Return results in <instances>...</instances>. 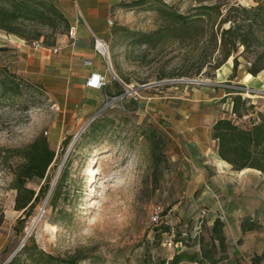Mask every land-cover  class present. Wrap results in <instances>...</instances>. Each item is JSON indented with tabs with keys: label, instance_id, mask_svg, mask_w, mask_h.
<instances>
[{
	"label": "rangeland",
	"instance_id": "rangeland-1",
	"mask_svg": "<svg viewBox=\"0 0 264 264\" xmlns=\"http://www.w3.org/2000/svg\"><path fill=\"white\" fill-rule=\"evenodd\" d=\"M131 1L115 0L104 19L106 33L98 35L107 42L110 58L106 60L99 53L92 56L93 68L106 70L112 81L107 89L83 87L79 75L68 82L67 75L56 76L54 69L30 75L24 72L25 62L20 59L28 54L0 47V69L7 68L25 85H32L24 87L16 104L0 107V147H25L40 134L49 139L56 159L46 179L28 182L37 192L46 181L54 189L63 168L67 172L55 208L47 198L41 200L19 232L15 227L22 212L15 210L13 175L0 158V217L4 216L0 264L31 236L53 255L68 257L81 251L88 256L82 264H142L149 255L153 256L151 264H160L159 257L171 258L181 244L176 246L175 236L165 234L162 245L148 248L158 226L152 223L158 206L163 211L159 225L166 222L194 236L201 231L207 235L215 214L227 219L232 215V226L227 229L229 259L220 264H256L257 256L264 264V224L246 237L235 229V222L249 207L248 184L253 188V182L264 183V178L258 181L263 176L225 172L221 178L217 168L204 164L209 156L187 142L205 133L218 118H235L233 98H222L224 92L215 85L214 66L223 55L214 52L209 16L202 22L204 34L199 42L190 36L181 41L170 31L174 25L158 10L157 1L130 6ZM163 1L192 17L197 14L193 7L218 3L222 11L218 21L234 8L231 22L241 25L237 34L251 44L250 49L240 46L230 57H238L242 78L247 77L244 71L251 67L249 63L254 64L264 54V0ZM258 5L262 7L257 9ZM218 21L214 29L221 32ZM161 29L162 37L154 36L148 43H138L139 36H134ZM80 41L87 42L75 47L77 52H84L78 59L77 73L88 69L83 60L96 51L91 33L90 38L81 35ZM4 77L5 73H0V81ZM252 77L244 96L254 105L253 113L234 119L243 127L253 124L257 111H264V71L258 78ZM124 87L129 95L114 100ZM2 90L0 84V95ZM67 138L71 142L66 148L63 142ZM212 144L208 143L210 148ZM94 167L99 170L97 179L92 173Z\"/></svg>",
	"mask_w": 264,
	"mask_h": 264
},
{
	"label": "trees",
	"instance_id": "trees-1",
	"mask_svg": "<svg viewBox=\"0 0 264 264\" xmlns=\"http://www.w3.org/2000/svg\"><path fill=\"white\" fill-rule=\"evenodd\" d=\"M152 0H133L130 6H144ZM158 4V10L162 15L171 20L174 27L170 29L178 40L184 41L189 36L191 39H199L203 35L202 22L205 16H209V21L213 25V31L210 35L211 43L214 45V52L220 51L222 59L214 66L216 70L222 67L234 52L239 50L240 46L250 49L251 44L248 39L237 34L240 26L238 23L231 22L229 9L225 18L218 21L222 14L221 5L200 4L195 6L197 14L195 17L189 14H183L180 11L173 10L163 0H155ZM262 6L258 5L257 9ZM216 15V18L214 16ZM220 22L221 32L214 28ZM231 22L228 28L224 25ZM71 27L70 20L62 10L61 6L55 1L50 0H0V30L8 34L16 35L29 42L43 38L47 45L57 43L59 33L68 32ZM197 30L194 34L192 31ZM164 30H158L154 33H134L138 37V43H148L154 36H161ZM220 35V36H219ZM188 36V37H187ZM195 36V37H194ZM220 41V43H219ZM3 50V49H0ZM239 67L238 57L234 58V68ZM264 71V54L259 55L254 64L249 67L248 72L253 76H258ZM0 73H5V77L0 81L2 93L0 95V107H10L16 104V97L24 92V81L15 73H11L7 68L0 69ZM235 76V75H234ZM233 76V77H234ZM119 82V81H115ZM110 81L105 89H107ZM121 84V83H120ZM32 86V85H31ZM123 86V85H122ZM227 89L231 92L233 98L234 119H242L249 116L254 110V105L249 104L250 100L244 96L245 85H233L226 83ZM125 92L123 88L119 95ZM234 119L229 117H220L212 127V137L218 141V154L221 159L232 166L235 171L245 169H255L264 172V111H257V117L249 127L239 125ZM70 139H65L64 147H68ZM159 145H156L158 149ZM0 158L4 164H7L13 175L12 188L17 191L15 199V210L22 212L17 221L16 229L21 232L25 229L29 218L34 214L37 205L41 200L47 198L55 208L56 200L60 196L61 185L66 178V168L61 171V176L56 187L53 189L51 183L46 181L40 188V192L28 186V182L34 178L46 179L47 173L56 159V151L52 149L49 139L40 134L32 143L25 147L7 148L0 147ZM14 159V161H13ZM16 160V161H15ZM163 214V213H162ZM163 216L155 229L154 240L150 245L158 247L164 243V235L175 236L173 243L179 248L174 252L171 258L159 257L160 264H220L229 259V240L225 231L226 222L224 218L217 216L212 224L210 231L199 233L194 236L193 233H184L179 227H174L169 223H162ZM4 216L0 217V224L3 223ZM260 228L256 221L246 218L242 222L243 232ZM187 237H184L185 235ZM26 257V260H23ZM88 258L81 251L68 257H62L48 253L42 249L36 239L31 236L28 242L17 251L15 256L7 264H82V261ZM261 256L255 257V263L261 264ZM153 256H145L142 264H151Z\"/></svg>",
	"mask_w": 264,
	"mask_h": 264
},
{
	"label": "crops",
	"instance_id": "crops-1",
	"mask_svg": "<svg viewBox=\"0 0 264 264\" xmlns=\"http://www.w3.org/2000/svg\"><path fill=\"white\" fill-rule=\"evenodd\" d=\"M50 1H58V4L61 6L62 10L66 14V16L70 20V24L73 25L79 21L78 25V39L76 43L74 44L73 41L68 36V32L58 35L57 37V43L55 46L59 45L61 46V50L59 52L54 51L55 46H46L44 44V47L41 49L36 50L32 45L31 42L22 39L16 35L8 34L4 31L0 30V47L8 46L9 48L16 49L17 53H26L28 56H26V59L24 57H20L21 60H23L25 63L24 72L30 74V75H43L46 71H56V76L59 75V77H62L63 74L67 75L68 82H70V79L72 76L79 75L83 78L84 84L83 87H87V81L90 75L93 72H99V73H106V70H103L101 68H93L87 67L88 69H82L80 73H77V66H78V59H80V56L84 55V52H77L75 50V47L77 44L82 43L85 44L87 41H80V36L83 37H89L90 33L95 35H101L106 33V24L104 22V19L107 17L108 12L111 10V7L113 6L115 0H77V5H75L70 0H50ZM73 5V6H72ZM79 15L82 17L84 22H81ZM87 25V27L85 26ZM98 52L95 51V53H90L85 56H90L84 58L83 61L86 59H92V56L97 55ZM57 57V58H55ZM93 60V59H92ZM94 62V60H93ZM242 65L239 66L237 70L234 68V59L229 58V60L217 70V76L215 78V85L219 87L221 91L224 92L222 95V98L225 96H228L229 99H231V92L227 89V86H225V83H232L233 85H249L247 82L251 80L248 77L242 78L243 75H240ZM244 73L248 76L249 72L248 69L244 71ZM235 75V76H234ZM261 75V73L258 76H253L252 78L256 79ZM231 76V77H230ZM234 76V77H233ZM227 80H229L227 82ZM250 86V85H249ZM89 88V87H88ZM91 90L98 91L99 89H93ZM66 91H69L67 88ZM216 120L213 122V124L207 128V131L205 133H200L199 135L193 136V139L189 140L187 139V142H189V146H198V148L205 153V155L209 156V159L204 161V164L208 166H212L213 168H217V175L221 177V175L225 172L230 174H246L245 172H256L254 174H261L263 177H258V181H261L262 178H264V172L255 170V169H245L243 171H235L232 169V166L220 158L218 154V141L213 139L212 137V127ZM212 142V147L208 145L209 142ZM211 157V158H210ZM213 159V161L211 160ZM210 168V167H209ZM241 176V175H240ZM222 178V177H221ZM255 178V177H254ZM256 179V178H255ZM247 187L249 189V197H247L249 207H246L245 216L244 217H251L252 221H256L260 228L262 224H264V183L261 182H253L251 185H253V188H250V183ZM210 188V186H207ZM219 216L218 214H215L212 219V224L214 219ZM244 217H241L237 222H235V229L243 237L248 236L252 231L243 232L242 230V222ZM226 226L225 231L227 233L228 227L232 226L233 217L232 215H229V218H225L223 216ZM229 243L230 237L228 236Z\"/></svg>",
	"mask_w": 264,
	"mask_h": 264
},
{
	"label": "built area",
	"instance_id": "built-area-1",
	"mask_svg": "<svg viewBox=\"0 0 264 264\" xmlns=\"http://www.w3.org/2000/svg\"><path fill=\"white\" fill-rule=\"evenodd\" d=\"M72 1L75 5H77V0H70ZM110 23L112 24L113 21H110ZM78 25H79V21L73 25H71L69 31H68V36L70 37V39L73 41V43L75 44L77 39H78ZM94 36V42H95V49L96 51L101 54L106 60H108V58H110V49H109V46L107 44V42L93 34ZM44 40L43 38L39 39V40H34L31 42V45L36 49H41L44 47ZM61 46L57 45L54 47V51L57 53L61 50ZM94 64L93 60L92 59H86L84 61V65L87 66V67H92ZM252 63H249V66H251ZM110 69V67H109ZM120 81V80H119ZM110 82V79H109V76H108V73H99V72H93L90 77L88 78V81H87V87L89 88H93V89H104L107 84ZM125 88V92L118 96V97H114L113 99L114 100H117L119 98H122L124 99L125 97H127L129 95V89H127L126 87ZM244 89H246L248 92L249 90L247 89L248 87H243ZM145 99H147L148 101H151L152 100V97H145ZM163 211H162V207L161 206H158L156 209H155V213L154 215L152 216V223H158L159 220L161 219V215H162Z\"/></svg>",
	"mask_w": 264,
	"mask_h": 264
},
{
	"label": "water",
	"instance_id": "water-1",
	"mask_svg": "<svg viewBox=\"0 0 264 264\" xmlns=\"http://www.w3.org/2000/svg\"><path fill=\"white\" fill-rule=\"evenodd\" d=\"M95 118V116L92 118V120ZM91 120V121H92ZM76 141H77V138L73 141V143H72V145H71V147H70V150L72 149V147L74 146V144L76 143ZM17 253V251L16 252H14L11 256H10V258L8 259V261L5 263V264H7L14 256H15V254Z\"/></svg>",
	"mask_w": 264,
	"mask_h": 264
},
{
	"label": "bare ground",
	"instance_id": "bare-ground-1",
	"mask_svg": "<svg viewBox=\"0 0 264 264\" xmlns=\"http://www.w3.org/2000/svg\"><path fill=\"white\" fill-rule=\"evenodd\" d=\"M247 77L250 78V77H252V75L249 74ZM93 170H94V172H92V173L95 174V179H97V174H98L99 170H96L95 167L93 168ZM32 225H34V223ZM53 228L55 229V226H53Z\"/></svg>",
	"mask_w": 264,
	"mask_h": 264
}]
</instances>
